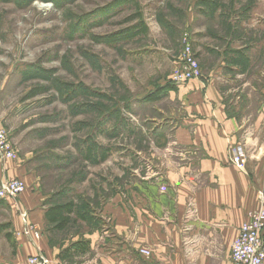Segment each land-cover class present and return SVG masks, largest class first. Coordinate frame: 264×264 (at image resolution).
I'll use <instances>...</instances> for the list:
<instances>
[{"label":"crops","instance_id":"1","mask_svg":"<svg viewBox=\"0 0 264 264\" xmlns=\"http://www.w3.org/2000/svg\"><path fill=\"white\" fill-rule=\"evenodd\" d=\"M262 1L253 3L251 18L190 12L189 33L203 77L179 87L163 78L156 89L142 82L140 89L150 88L142 102L153 101L159 114L147 118L156 126L148 132L158 140L123 152L130 170L123 191L100 197L95 224L86 227L88 217L74 213L60 230L46 218L51 196L31 188L9 221L15 253L10 259L0 255V264H28L34 256L68 264L66 255L76 258L74 264H231L232 244L264 197ZM236 144L248 152L247 173L231 162ZM23 212L41 233L39 240L26 234Z\"/></svg>","mask_w":264,"mask_h":264},{"label":"rangeland","instance_id":"2","mask_svg":"<svg viewBox=\"0 0 264 264\" xmlns=\"http://www.w3.org/2000/svg\"><path fill=\"white\" fill-rule=\"evenodd\" d=\"M254 2L32 0L21 6L0 0V126L18 152L13 160L0 156V187L22 179L27 191L38 187L51 196L49 204L75 202L88 217L85 226L95 224L100 197L123 191L128 179L123 152L157 143L147 118L159 114L153 101L141 100L150 88L140 87L153 83L156 89L163 78L171 84L182 37L190 35V12L251 18ZM134 32L140 35L131 38ZM113 37L118 41H105ZM19 198L0 207V255L6 259L15 250L8 229ZM66 260L74 264L76 258Z\"/></svg>","mask_w":264,"mask_h":264},{"label":"built area","instance_id":"3","mask_svg":"<svg viewBox=\"0 0 264 264\" xmlns=\"http://www.w3.org/2000/svg\"><path fill=\"white\" fill-rule=\"evenodd\" d=\"M183 49L179 58L174 62L171 84L175 87L183 86L192 80H199L203 72L196 58L191 36L184 34ZM17 148L11 142L9 133L0 126V156L6 160H13L17 156ZM232 164L241 172H248L249 155L242 144H236L230 148ZM27 191V184L19 178H12L0 187V200L7 201L18 199ZM23 222L28 226L27 235H33L39 240L41 233L29 224L26 212L21 213ZM146 257L152 253L147 249L140 250ZM231 264H264V197L261 198L259 210L249 213L248 219L242 224L238 237L232 244ZM30 264H50L44 256L29 258Z\"/></svg>","mask_w":264,"mask_h":264},{"label":"trees","instance_id":"4","mask_svg":"<svg viewBox=\"0 0 264 264\" xmlns=\"http://www.w3.org/2000/svg\"><path fill=\"white\" fill-rule=\"evenodd\" d=\"M16 2L18 3V5L26 6L27 4L31 3L32 0H16ZM143 31L144 33H147L148 29L145 27L143 28ZM138 35H140V32H136V33L134 32L132 36L130 37L134 38ZM116 38L117 37L108 38V39H105V41L108 43L116 42L118 41L116 40ZM2 202L3 200H0V207H1ZM53 204L54 205L50 207V212L47 214L46 218L50 223L56 224V227L60 230L71 223V215H73L74 213H79L80 217H84V218L86 217L85 214H80V212L76 209L74 205L75 202H72V201H68L65 203L56 202ZM79 245H81V243L78 244V246Z\"/></svg>","mask_w":264,"mask_h":264},{"label":"bare ground","instance_id":"5","mask_svg":"<svg viewBox=\"0 0 264 264\" xmlns=\"http://www.w3.org/2000/svg\"><path fill=\"white\" fill-rule=\"evenodd\" d=\"M49 5H43L42 8L48 9Z\"/></svg>","mask_w":264,"mask_h":264}]
</instances>
